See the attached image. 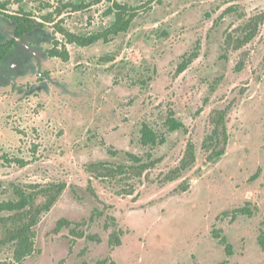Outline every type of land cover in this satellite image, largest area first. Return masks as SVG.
<instances>
[{"label": "rangeland", "instance_id": "1", "mask_svg": "<svg viewBox=\"0 0 264 264\" xmlns=\"http://www.w3.org/2000/svg\"><path fill=\"white\" fill-rule=\"evenodd\" d=\"M92 1L0 0V27L12 38L8 16L22 9L39 20L52 14L54 24L62 20L79 35L97 33L113 22L104 16L107 1L55 13L61 3ZM115 1L141 10L110 43L68 45L63 63L47 55L61 41L50 23L17 40L0 66V202L12 197V186L66 184L41 216L35 253L22 264H264V0ZM258 16L256 36L234 49ZM228 36L235 40L229 46ZM196 44L197 58L177 74ZM224 109L226 152L208 161L210 114ZM169 111L184 130L166 131ZM144 124L164 144L142 146ZM189 142L194 164L164 182ZM5 154L29 163L8 165ZM127 154L153 166L138 178L88 171L99 162L128 167ZM61 219L80 237L56 229ZM214 233L226 237L231 255ZM10 257L0 248V264Z\"/></svg>", "mask_w": 264, "mask_h": 264}, {"label": "trees", "instance_id": "2", "mask_svg": "<svg viewBox=\"0 0 264 264\" xmlns=\"http://www.w3.org/2000/svg\"><path fill=\"white\" fill-rule=\"evenodd\" d=\"M103 1H107L110 4L104 12V16H112L113 22L104 30L88 35H79L67 30L63 26L62 20L54 24L52 14L42 16L39 20L34 18L30 13L20 9L16 14L8 16L13 23V29H11L12 38L0 49V64L6 58L17 40L31 34L35 30L43 29L46 24L50 23H53L54 33L60 35L61 41H54L52 47L47 51V55L49 58H57L63 63H68L70 60V54L67 49L68 45L88 48L99 42L108 44L119 35L127 33L140 13L141 8L122 4L115 0H93L91 3H61V7L56 8L55 13L60 16L63 11L69 13L85 12L92 6L100 4ZM227 11H231V8ZM262 19V16H258L249 20L244 27L245 32L242 39H237L235 45V40L233 41V39L228 36L226 44L229 46L231 43H234V49H240L256 36L258 25L262 22ZM198 49V44H196L194 50L190 54L182 57L177 68V74L183 73L197 58ZM242 67L243 59L240 61L239 69ZM227 113V109H224L214 110L210 114L212 130L203 143L204 149L209 153L207 157L208 161L220 158L226 152L229 140L225 124ZM164 125L168 133L185 129L183 123L175 118L173 111H169L167 114ZM164 142V135H158L149 126L145 124L142 125L139 138V143L142 146L154 147L162 145ZM127 156L129 158L128 161L132 163V165L128 167L112 166L104 162H99L88 165V171L96 178H115L116 176L127 174L138 178L153 166V162L143 163L140 158L132 154H127ZM2 159L8 165L14 164L19 167H25L29 163L18 157H9L7 154L3 155ZM194 162L195 148L193 144L189 142L187 143L179 165L169 171L164 176L163 181L173 182L178 180L186 170L192 167ZM65 189L66 184L63 182H55L46 186H12V197L0 202V248L8 247L11 252L9 262H3L1 264H22L35 253L36 226L41 216L49 212L57 203ZM0 190H3L1 182ZM235 213L250 214L246 209L236 210ZM71 226L72 224L69 221L61 219L57 222L56 229L69 228L70 234L75 237H80L81 234H79L75 228H71ZM119 234V232H115L110 236L111 245L116 246L120 244ZM214 237L224 246L227 255H231V245L228 244L226 237L218 233H214ZM97 264L115 263L113 261L107 262V260H104Z\"/></svg>", "mask_w": 264, "mask_h": 264}, {"label": "flooded vegetation", "instance_id": "3", "mask_svg": "<svg viewBox=\"0 0 264 264\" xmlns=\"http://www.w3.org/2000/svg\"><path fill=\"white\" fill-rule=\"evenodd\" d=\"M0 26H3L1 23H0ZM11 38H8L3 30H1V27H0V49L3 48V46L6 45V43H8L10 41ZM16 43L13 45L12 49H11V52H13L14 50H16ZM10 52V53H11ZM9 54V53H8ZM7 57V56H6ZM7 58H5L2 63L0 64V66H3V64L6 62Z\"/></svg>", "mask_w": 264, "mask_h": 264}]
</instances>
